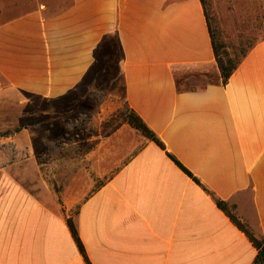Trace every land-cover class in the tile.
<instances>
[{
    "label": "crops",
    "instance_id": "obj_1",
    "mask_svg": "<svg viewBox=\"0 0 264 264\" xmlns=\"http://www.w3.org/2000/svg\"><path fill=\"white\" fill-rule=\"evenodd\" d=\"M113 38L121 58L88 121L95 135L73 139L89 145L88 181L59 195L2 179L0 264H86L69 216L91 264H252L256 248L209 192L264 237V39L223 85L201 0H0V98L83 93ZM123 108L200 184L115 124Z\"/></svg>",
    "mask_w": 264,
    "mask_h": 264
},
{
    "label": "rangeland",
    "instance_id": "obj_2",
    "mask_svg": "<svg viewBox=\"0 0 264 264\" xmlns=\"http://www.w3.org/2000/svg\"><path fill=\"white\" fill-rule=\"evenodd\" d=\"M211 4L227 42L248 26L257 42L264 39V0H211ZM117 56L120 57L119 51ZM117 69L115 62L101 72L94 69L96 80L90 83V88L86 86L83 93L56 102L46 103L24 95L0 98V181L48 184L59 195L60 189L72 190L85 185L88 177L84 171L88 170L89 161L78 151L82 153L89 145L73 144V139L95 135L94 127L88 121L96 113L101 96L110 88ZM112 120L121 124L124 120L121 110L112 114ZM16 128L19 130L12 135H4ZM104 134L102 129L101 135ZM127 136L130 139L137 137L131 132ZM37 194L43 201L51 202L50 193L45 190Z\"/></svg>",
    "mask_w": 264,
    "mask_h": 264
},
{
    "label": "trees",
    "instance_id": "obj_3",
    "mask_svg": "<svg viewBox=\"0 0 264 264\" xmlns=\"http://www.w3.org/2000/svg\"><path fill=\"white\" fill-rule=\"evenodd\" d=\"M201 3L208 22L212 48L220 73L221 82L223 85H225L231 74L247 55L248 51L257 43V41L251 26H248L249 28L247 27L244 30L239 31L235 39H231V42H227L221 34L219 24L213 12L211 0H201ZM117 51L120 52V47L116 38L100 43L95 50L96 62L94 69L97 72H101L113 62L117 63L118 65V61L120 60L121 56H117ZM121 112L124 120H126L133 128L140 131L146 138L154 141L160 148L165 150L166 154L188 176L192 177L196 183L200 184L199 180L185 166H183L174 155L166 150L164 143L158 138L155 132L152 131L133 110H127L124 108L121 110ZM18 130L19 128H16L12 131H7L4 135L10 136L13 134V132ZM204 189L208 191L206 188ZM209 193L211 194L217 207L220 208L230 218L234 225H236L241 231L245 233L250 242L256 248L257 253L252 264H264V237L260 234H257L247 222L242 220L237 215L236 206L234 204H230L227 201L216 197L211 192ZM75 213H77V211H75ZM67 224L85 263L91 264L72 216L67 218Z\"/></svg>",
    "mask_w": 264,
    "mask_h": 264
}]
</instances>
